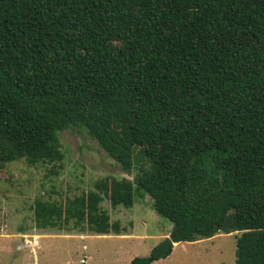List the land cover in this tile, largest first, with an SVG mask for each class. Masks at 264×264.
Wrapping results in <instances>:
<instances>
[{
  "label": "trees",
  "instance_id": "1",
  "mask_svg": "<svg viewBox=\"0 0 264 264\" xmlns=\"http://www.w3.org/2000/svg\"><path fill=\"white\" fill-rule=\"evenodd\" d=\"M85 130L121 167L38 228L120 234L101 208L149 196L175 244L238 233L234 264H264V0H0V170L63 159Z\"/></svg>",
  "mask_w": 264,
  "mask_h": 264
},
{
  "label": "rangeland",
  "instance_id": "2",
  "mask_svg": "<svg viewBox=\"0 0 264 264\" xmlns=\"http://www.w3.org/2000/svg\"><path fill=\"white\" fill-rule=\"evenodd\" d=\"M63 159L55 166H29L14 161L0 170V264H129L147 257L169 235L171 223L157 215L146 196L129 209L101 208L111 222L119 221L120 234H96L58 228H38L32 205L41 199L59 203L93 188L106 177L127 175L85 130L59 132ZM238 233L175 244L172 253L152 264H234Z\"/></svg>",
  "mask_w": 264,
  "mask_h": 264
}]
</instances>
